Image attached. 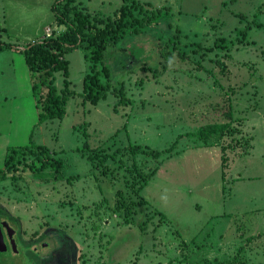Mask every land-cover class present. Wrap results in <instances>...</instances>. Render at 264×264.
<instances>
[{"label":"rangeland","instance_id":"1","mask_svg":"<svg viewBox=\"0 0 264 264\" xmlns=\"http://www.w3.org/2000/svg\"><path fill=\"white\" fill-rule=\"evenodd\" d=\"M54 1L0 0V43L15 47L0 52V168L8 148L30 144L64 168L30 170L31 147L0 182V209L33 250L24 263L0 253V264H264V0H134L159 14L106 49V99L85 98L77 48L65 55V117L38 125L46 88L33 95L40 77L18 50L64 29ZM121 4L73 5L112 17ZM63 80L53 74L58 94ZM213 123L238 132L191 136ZM119 190L135 203L130 218L115 208Z\"/></svg>","mask_w":264,"mask_h":264},{"label":"trees","instance_id":"2","mask_svg":"<svg viewBox=\"0 0 264 264\" xmlns=\"http://www.w3.org/2000/svg\"><path fill=\"white\" fill-rule=\"evenodd\" d=\"M75 0H55L52 12L57 26L64 28L61 33L51 34L50 37L34 41L24 49L18 50L32 77L38 75V82L32 83V93L37 95L39 89L46 88L44 96L37 101L38 125L47 121L62 120L66 115V104L72 92L68 90V62L65 55L77 48H84V58L89 62V73L83 78V91L85 98L92 104L105 100L110 90V70L104 66L103 58L106 49L116 45L127 34L138 35L145 28L151 27L159 14L157 10L143 8L134 0H121L122 4L112 17L101 16L99 13H89L76 9ZM221 40H216L215 46H220ZM15 48L10 43H0V52ZM100 67V70L97 69ZM61 72L63 89L58 94L53 85V74ZM105 83L101 82V75ZM121 92V91H120ZM229 114V113H228ZM228 116V115H227ZM229 117V116H228ZM237 129L230 128L228 123H213L201 127L196 133L191 134L197 140L205 142L209 138H221L224 135L234 134ZM31 147L39 151V165L29 164L28 168L36 172L53 169L55 177L64 172L61 160L52 159L50 151L44 146L30 144L18 148H8L3 166L0 168V182L6 179L7 174L16 172L25 161V152ZM157 159L162 152L147 151ZM104 172V171H102ZM139 191V190H137ZM115 208L124 211V217L130 218L134 214L132 206L135 204L130 199L127 201L122 191L116 192ZM127 221V219H124ZM170 264V263H169Z\"/></svg>","mask_w":264,"mask_h":264},{"label":"flooded vegetation","instance_id":"3","mask_svg":"<svg viewBox=\"0 0 264 264\" xmlns=\"http://www.w3.org/2000/svg\"><path fill=\"white\" fill-rule=\"evenodd\" d=\"M2 212L3 211L0 209V214L4 215V218L3 217L0 218V237H1L0 253H8L11 256L17 257L18 258L17 263H21V262L24 263L25 261H31L33 257V253H32L33 250L31 249L32 245L29 246V244L24 243L23 239H20L18 237V231L15 229V226L13 225L16 223V220L7 217ZM44 236L46 235L44 234ZM21 250L23 256L20 258ZM17 263L10 262L8 264H17Z\"/></svg>","mask_w":264,"mask_h":264},{"label":"built area","instance_id":"4","mask_svg":"<svg viewBox=\"0 0 264 264\" xmlns=\"http://www.w3.org/2000/svg\"><path fill=\"white\" fill-rule=\"evenodd\" d=\"M45 34H46V35H45L46 37H50V36H51V34H50V30L47 29L46 32H45Z\"/></svg>","mask_w":264,"mask_h":264},{"label":"crops","instance_id":"5","mask_svg":"<svg viewBox=\"0 0 264 264\" xmlns=\"http://www.w3.org/2000/svg\"><path fill=\"white\" fill-rule=\"evenodd\" d=\"M59 27H60V26H59ZM61 27H62V26H61ZM47 29H49V28H45V29H44V32H46ZM49 30H50V29H49ZM63 30H64V29H63ZM63 30H62L61 32H63ZM50 31H51V30H50ZM51 32H52V31H51ZM61 32H60V33H61ZM41 39H42V37H41ZM22 58H23V56H22ZM23 62H24V58H23ZM24 63H25V62H24ZM25 66H26V65H25Z\"/></svg>","mask_w":264,"mask_h":264},{"label":"water","instance_id":"6","mask_svg":"<svg viewBox=\"0 0 264 264\" xmlns=\"http://www.w3.org/2000/svg\"><path fill=\"white\" fill-rule=\"evenodd\" d=\"M0 245H1V237H0Z\"/></svg>","mask_w":264,"mask_h":264}]
</instances>
